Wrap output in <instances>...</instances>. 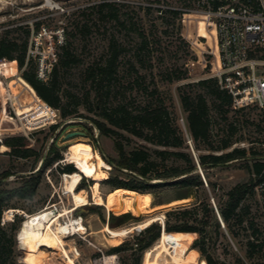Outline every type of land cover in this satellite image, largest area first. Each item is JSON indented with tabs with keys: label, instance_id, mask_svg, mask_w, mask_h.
<instances>
[{
	"label": "rangeland",
	"instance_id": "374dc122",
	"mask_svg": "<svg viewBox=\"0 0 264 264\" xmlns=\"http://www.w3.org/2000/svg\"><path fill=\"white\" fill-rule=\"evenodd\" d=\"M100 1L103 0H0V30L21 23H28L32 29L36 22L41 23V28L39 30L32 29L29 35L30 47L33 49L34 54H32L36 62H39L40 59L47 66L56 62L59 58L58 51H61L58 45L59 37L65 40L68 36L67 38L71 40L77 54L76 61L61 70V83L57 89L62 96L63 104L70 108L77 106L75 115L67 117L62 116L61 108L51 106L31 86L32 84L29 82L30 85L23 78V69L16 61L8 60L1 64L0 138L24 134L30 145L42 151V158L46 157L52 142L56 143L59 152L62 153L60 159L45 167L34 196L32 198L16 197L14 202L18 207H9L4 212L3 217L6 220H12L11 210L21 215L22 222L16 236L19 248L18 260L21 264H101L103 259L113 253L109 252L108 249L114 243L132 237L141 230V226L128 230L135 223L154 215L166 213V210L172 206L194 200L197 203L194 207L195 210L202 213V206L199 204L201 198L208 196L209 200L214 202L220 195L225 197V190L250 177L254 170L253 162L255 160H264V105L252 104L247 108H235L230 112V119H235L237 126L235 136H242L239 141L234 143V146H246L249 157L235 159L219 166L209 167L206 170L203 169L207 182L202 175L203 185L194 186L193 189L197 196L182 197L185 192L184 187L163 184L146 192V202L141 211H138L134 202L129 199L125 200L124 207L115 209L114 198L110 195L113 190L111 184L102 181L103 179L100 180V192L104 196L106 204L97 203L95 202L93 187L95 179L88 175H84L76 185L77 193L80 194L78 197L66 193L64 191V174L68 171H63L61 166L71 162L77 168L76 163L72 162L68 155L71 145L77 141H88L95 150L101 153L102 157L109 163L108 167H104L108 176L112 173H119L123 177L131 176V173L126 169L112 168L113 164L109 158H119V150L114 137L102 133L93 119L99 118L93 109L95 104L94 89L85 77L87 66L104 53L108 38L112 34H116L118 40L125 45L123 51L125 55L122 59L124 61L130 56L135 58L133 56L136 53L137 43L142 38L139 31L142 30L148 35L151 40V50L147 53L144 52V54H146V61L149 60L150 62H147L146 65H138L139 72L146 74L144 84L146 82L151 87L158 86L159 96L164 99L176 117V123L182 128L187 142L191 146L192 143L194 145V142L187 128L186 112L180 97V86L189 80L214 75L217 67L211 62L214 59L213 54L207 51L211 49L210 45L213 46V32L207 29L203 18L199 22L198 35L197 22L193 15H186L184 21L179 19L171 21L169 25L164 23L165 19L163 20L160 16L158 7H187L189 0H114L126 3L121 5L122 14L136 22L135 28L129 27V25L121 27L115 20H96L97 11L88 7ZM148 6H151V9ZM168 16L170 19L172 18L170 14ZM74 20H78L79 23L88 20L90 25L82 30L75 29V34H70L71 23ZM12 34L20 38L25 36L23 30L14 31ZM180 36L185 41H182ZM203 36H207L208 39ZM214 61L218 62L215 59ZM126 63L121 64L118 83L122 82L127 94L133 97L136 102L146 100L147 94L143 88H138L137 85L134 87L129 85L136 75L126 69L128 65ZM167 68H178L177 70H181V72L186 70L188 76L173 81L167 80L163 77ZM196 88L198 89L197 86H195ZM78 101L81 103L77 105ZM45 106L55 108V118L51 117L45 121L36 120ZM28 110H32L33 113V117L30 119L19 114L20 111ZM212 114L224 124L225 120H222V116L214 108H212ZM52 124H57V126L53 128ZM71 130H84L86 133H79L65 139V134ZM129 135L131 140L125 139L127 149L134 145L146 143L144 139L138 136ZM192 148L194 155L195 152L198 155L201 151H208ZM254 150L256 152H253ZM42 158L37 161L34 155L29 157L15 156L0 148V175L6 170H11L12 173L4 177L3 180L8 186L19 185L23 176H27L42 166ZM246 163H250L252 168H249ZM156 180L164 181L163 178ZM209 180L216 182V186H211ZM84 200L86 203H83ZM242 206H248V211L244 214L245 220L243 222L233 219L234 232L230 231L226 223L223 224L219 219L220 228L213 229L215 225H209L212 237L200 243L205 248V254L211 256L216 264H264V214L257 192L255 191L246 197ZM52 207L62 210L71 209L61 216L59 221L62 222H67L72 217L82 216L87 226L86 230L84 232L80 230L60 232L58 231L59 222H56L49 229L53 237L45 238L43 244L35 245L37 240L33 241L32 244L23 243L19 239V231L28 218L27 215L42 212L46 208ZM98 211L107 218L111 212L121 214L130 211L133 215L126 220L119 216L112 222L114 225L108 223L113 229L126 230L124 234L113 237L105 229L106 222ZM250 219L258 227V232H254V228L249 225ZM156 220L163 223L165 217L164 220L160 218ZM189 232V237L192 238L190 246L194 247L193 241L199 236V233ZM190 239L187 240L190 241ZM249 240L262 244L261 247L257 246L252 254L250 253L251 244ZM156 242L157 240L151 246ZM194 249L197 256L191 264H205L203 261L204 253L197 247ZM129 252L128 250L120 253L114 252L116 256L109 264H112L113 260L122 264L125 258L130 261ZM34 253H36L35 262H32ZM144 254L145 252L141 264H143ZM192 254L190 253V255Z\"/></svg>",
	"mask_w": 264,
	"mask_h": 264
},
{
	"label": "trees",
	"instance_id": "16d2710c",
	"mask_svg": "<svg viewBox=\"0 0 264 264\" xmlns=\"http://www.w3.org/2000/svg\"><path fill=\"white\" fill-rule=\"evenodd\" d=\"M120 3L114 0H103L92 4L88 8L96 10V20H115L121 27L129 25L135 28V21L123 16ZM151 9V6H148ZM160 16L164 23H169L179 19L181 10L174 7H158ZM171 15V19L168 15ZM180 20V19H179ZM72 30L70 34H75L74 30H82L89 27L88 20L79 23L78 20L72 21ZM41 23L36 22L33 30H39ZM31 27L27 24H15L0 30V68L1 64L8 60L16 61L22 68L23 78L42 96L51 106L59 107L62 110V116L75 115L77 106L70 108L63 104L62 96L58 92V86L61 83L60 73L62 69L72 65L77 58V54L72 46L71 40L67 38L59 43L61 51H58L59 58L53 64L50 75L47 79H41L37 75V65L35 57L29 52V35ZM23 30L25 36L22 38L13 35L14 31ZM142 38L137 43L136 53L132 58L122 60L125 45L118 40L116 34L108 38L107 48L101 56L89 64L85 70V77L90 81L94 89V107L99 118H93L100 131L114 137L115 144L119 150V158H109L112 162V168L117 170H127L131 176L123 177L119 173H112L102 181H106L114 188L128 187L140 191H151V188L163 184H172L178 187H184L185 192L182 197L189 198L197 196L194 193V186H202V172L199 163L203 169L213 166H219L235 159H246L249 157V151L246 146H238L234 143L239 141L242 136H235L237 126L235 119H230V112L233 109H244L249 106L234 105V95L230 88L223 87L219 77L209 75L196 80H189L180 86V97L184 111L186 112V123L188 131L194 142L193 148L201 151L197 155L193 154L191 144L182 128L176 123V117L159 96L157 85L151 87L149 83L144 84L146 74L139 72L138 65H146V54L150 52L151 40L148 35L140 30ZM182 38V41L185 39ZM128 63L127 70L134 72L135 77L129 85L143 88L147 94L144 101H135L133 97L127 94L122 82L118 83V73L122 63ZM126 63V64H127ZM125 64V66H126ZM151 64V63H149ZM178 68H167L163 77L173 81L183 79L188 76L186 70L181 72ZM133 73V74H134ZM1 80V78H0ZM195 86L198 89H195ZM124 88V89H123ZM90 92V90H89ZM48 103V104H49ZM81 101L77 102V105ZM212 108L222 116L225 122L222 124L212 114ZM0 98V112H1ZM21 116L30 119L33 117L32 110L20 111ZM56 110L54 107L45 106L42 113L36 120L45 121L51 117L55 118ZM57 124H52L55 128ZM125 132L138 136L146 141L139 145H134L130 149L126 148V140L130 135ZM131 140V139H130ZM151 143V144H148ZM232 147V148H230ZM0 148L11 155L29 157L34 155L38 160L42 158V151L30 145L28 138L24 134L8 135L0 138ZM192 148V149H193ZM55 152L54 154H52ZM253 152H256L255 150ZM62 157L55 142H52L49 151L42 163V166L27 176L22 177L19 185L8 186L4 177L12 172L6 170L0 175V264H21L18 260L19 248L17 243V232L21 226V215L15 212L12 220L3 221L4 212L9 207H18L14 199L32 198L36 193L38 185L41 182L42 173L49 164ZM252 168L250 163H246ZM254 170L250 177L245 181L235 183L225 190L223 197L220 195L216 205L209 200L208 196L200 199L202 213L196 208V201L185 202L175 205L166 210L165 220L162 223L159 220H152L141 230L123 241L114 243L109 252L130 251L131 260L123 259L122 264H141L142 256L145 250L150 247L161 235L162 230L175 232L187 243L192 242L189 231L199 233V236L193 241L192 248L197 247L204 253L203 261L205 264H216L213 258L205 254V248L201 241L212 237V231L209 225L214 224L213 229L220 228L221 214L226 226L234 232L233 219L240 222L245 220V213L248 206L243 207V200L256 190V184L264 178V160H255L253 162ZM63 171H73L77 169L71 162L61 166ZM204 171V170H203ZM163 178L164 181L156 180ZM211 186H216V182L209 180ZM215 196V195H214ZM216 197V196H215ZM215 200V199H214ZM219 213L217 211V208ZM99 212V211H98ZM106 223H111L122 216L124 220L130 218L133 214L130 211L115 214L111 212L109 218L99 212ZM249 225L258 232V227L252 219ZM190 239L188 241L186 238ZM251 244L250 253L252 254L261 243L249 240Z\"/></svg>",
	"mask_w": 264,
	"mask_h": 264
},
{
	"label": "built area",
	"instance_id": "2783aa9c",
	"mask_svg": "<svg viewBox=\"0 0 264 264\" xmlns=\"http://www.w3.org/2000/svg\"><path fill=\"white\" fill-rule=\"evenodd\" d=\"M178 9L180 20L193 15L198 35L202 18L207 29L213 32V46L207 51L218 60L217 63L211 60L217 65L214 75L223 87L230 88L234 105H264V0H189L187 7ZM58 41L64 40L59 37ZM29 52L34 54L31 47ZM53 64L47 66L39 59V78L47 79ZM256 190L264 214V178L257 182ZM11 214L14 216V210ZM113 264L121 263L113 260Z\"/></svg>",
	"mask_w": 264,
	"mask_h": 264
},
{
	"label": "bare ground",
	"instance_id": "6f19581e",
	"mask_svg": "<svg viewBox=\"0 0 264 264\" xmlns=\"http://www.w3.org/2000/svg\"><path fill=\"white\" fill-rule=\"evenodd\" d=\"M68 155L70 160L76 163L77 169L64 174V191L66 193H70L73 197H78L80 194L77 193L76 185L84 175L92 176L95 179V184L93 186L95 202L106 204L105 198L100 192V180L108 176L104 167H108L109 163L102 157L98 150H95L92 147L91 143L88 141L74 142L68 151ZM110 195L114 198L115 209H119L122 206L124 207L125 200L129 199L134 202L137 210L141 211L146 202L145 191L128 187H117L110 192ZM83 203H86V200H84ZM48 209L49 208H46L42 212L27 215L28 218L24 221L22 228L19 231V239H21L23 243L26 244L27 242L28 244H32L33 241L37 240L35 245L38 246L43 244L45 242V238L53 237V235L50 234L49 229L56 222H59L58 231L60 232H67L71 230H80L84 232L86 230L87 226L84 223L82 216L72 217L67 222L59 221L61 216H63L66 211L71 209L62 210L56 208L55 213L48 220H46ZM164 217L165 213L148 217L138 223H135L128 230L137 226L145 227L152 220L159 218L164 220ZM105 229L108 230L113 237L126 232L125 229H113L108 223H105ZM190 253L193 254L190 255ZM35 256L36 253L33 255L32 262H35ZM115 256L116 255L114 253L108 255L106 259L101 261V264H109ZM196 256V250L190 247L184 239L173 231L163 229L160 237L157 239V242L145 250L143 264H191L196 259Z\"/></svg>",
	"mask_w": 264,
	"mask_h": 264
},
{
	"label": "water",
	"instance_id": "95a60500",
	"mask_svg": "<svg viewBox=\"0 0 264 264\" xmlns=\"http://www.w3.org/2000/svg\"><path fill=\"white\" fill-rule=\"evenodd\" d=\"M70 121H73V120H70ZM79 133H81V134H85L86 131H84V130H71V131H68V132L65 134L64 137H65V139H67V138H69V137H71V136H74V135H76V134H79ZM192 147H193V146H192ZM195 155H196V158H197V160H198V157H197L196 152H195ZM44 159H45V156L42 158V160H41V164L43 163ZM199 168H200V171L202 172L203 177L206 179L205 174H204V171H203V168H202V165H201L200 163H199ZM206 182H207V179H206ZM214 204L216 205L215 201H214ZM216 208H217V206H216ZM55 211H56V208H49V209L47 210V217H46V220H48V219H49V218L55 213ZM217 211H218V213H219L218 208H217ZM219 217H220V220L223 221V218H222V216H221L220 213H219Z\"/></svg>",
	"mask_w": 264,
	"mask_h": 264
}]
</instances>
